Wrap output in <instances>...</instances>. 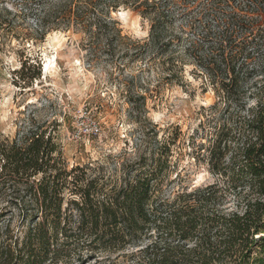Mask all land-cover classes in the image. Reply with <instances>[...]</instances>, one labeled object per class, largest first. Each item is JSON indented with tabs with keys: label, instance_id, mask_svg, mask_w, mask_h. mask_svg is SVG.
<instances>
[{
	"label": "trees",
	"instance_id": "obj_1",
	"mask_svg": "<svg viewBox=\"0 0 264 264\" xmlns=\"http://www.w3.org/2000/svg\"><path fill=\"white\" fill-rule=\"evenodd\" d=\"M120 4L25 0L43 36L73 24L112 60L158 62L167 83L180 85L190 62L228 113L197 146L216 179L164 196L165 144L123 165L117 181L69 167L53 130L29 118L18 138L0 141V264H116L126 251L125 264H264V0H133L150 20L142 41L111 17ZM24 70L31 85L39 70ZM136 99L127 98L133 109L145 105V95Z\"/></svg>",
	"mask_w": 264,
	"mask_h": 264
},
{
	"label": "rangeland",
	"instance_id": "obj_2",
	"mask_svg": "<svg viewBox=\"0 0 264 264\" xmlns=\"http://www.w3.org/2000/svg\"><path fill=\"white\" fill-rule=\"evenodd\" d=\"M132 1L121 0L111 17L122 35L142 41L150 20L133 10ZM28 7L25 0H0V141L18 138L28 119L34 118L53 130L69 167L88 165L92 174L117 181L123 165L142 156L155 158L165 144L170 167L164 196L215 181L206 154L197 146H207L217 121L228 113L190 62L184 65L180 85L167 83L158 62L148 67V62L130 61L117 52L112 60L103 44L94 48L88 35L73 24L60 25L43 36L38 17ZM180 11L175 8L176 16ZM49 59L53 63L43 75ZM22 63L27 68L23 77L39 70L38 78L29 79L31 85L20 79ZM142 94L145 105L133 109L127 98L140 105L136 98ZM247 195L244 191L240 202ZM238 199H229L230 208ZM18 229L15 218L10 230ZM127 252L111 259L125 264Z\"/></svg>",
	"mask_w": 264,
	"mask_h": 264
},
{
	"label": "bare ground",
	"instance_id": "obj_3",
	"mask_svg": "<svg viewBox=\"0 0 264 264\" xmlns=\"http://www.w3.org/2000/svg\"><path fill=\"white\" fill-rule=\"evenodd\" d=\"M51 63H53V62H51L50 59L47 60L46 65L44 66V69L42 72L43 75H46L49 72Z\"/></svg>",
	"mask_w": 264,
	"mask_h": 264
}]
</instances>
